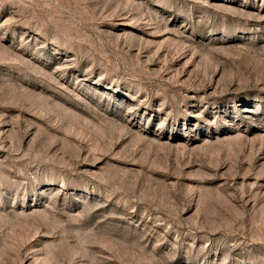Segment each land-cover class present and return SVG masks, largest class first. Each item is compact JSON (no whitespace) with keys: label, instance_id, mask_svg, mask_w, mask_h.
<instances>
[{"label":"rangeland","instance_id":"1","mask_svg":"<svg viewBox=\"0 0 264 264\" xmlns=\"http://www.w3.org/2000/svg\"><path fill=\"white\" fill-rule=\"evenodd\" d=\"M0 264H264V0H0Z\"/></svg>","mask_w":264,"mask_h":264}]
</instances>
